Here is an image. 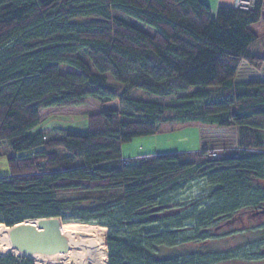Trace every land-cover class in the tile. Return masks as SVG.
<instances>
[{
	"label": "trees",
	"instance_id": "16d2710c",
	"mask_svg": "<svg viewBox=\"0 0 264 264\" xmlns=\"http://www.w3.org/2000/svg\"><path fill=\"white\" fill-rule=\"evenodd\" d=\"M263 2L213 16L204 0H0V158L2 146L11 154L0 224L50 217L105 227L107 264H210L160 249L184 242L183 222L198 231L245 209L264 215V81L237 79L243 61H263L250 51L264 38ZM133 90L156 99L132 98ZM86 98L119 101L130 115L103 110L85 131L52 138L36 130L41 110ZM166 98L174 104L158 101ZM165 122L232 127L237 147L215 157L121 158L124 144ZM195 179L208 186L210 204L157 219L156 209ZM0 264L32 262L7 256Z\"/></svg>",
	"mask_w": 264,
	"mask_h": 264
},
{
	"label": "rangeland",
	"instance_id": "374dc122",
	"mask_svg": "<svg viewBox=\"0 0 264 264\" xmlns=\"http://www.w3.org/2000/svg\"><path fill=\"white\" fill-rule=\"evenodd\" d=\"M261 14L264 16V7ZM246 64H249V67H254L253 64L243 61L238 71V80L254 78L252 74L245 73ZM110 83V85H113L112 82ZM130 96L145 101L156 99L140 90H133ZM158 101L162 104H174L173 99L170 98L158 99ZM103 110H118L123 114L130 115L119 101L103 105L92 98H86L84 104L80 106L41 110L39 115L40 124L36 130H41L46 138L59 136V129L85 131L88 121ZM236 141H238L237 134L232 127L224 129L204 126L199 123L176 124L165 122L159 126L157 134L136 138L124 144L121 147V158H124L123 160L127 163L154 154L183 153V155H194L202 151L215 157L221 155L223 151L235 150L237 147ZM1 150L3 156L0 158V178L9 175L10 171L7 163L8 158L11 156L5 146H2ZM209 192L208 186L203 181L195 179V181L186 184L180 191L174 193L168 206L156 209L155 217L159 220H166L177 215L182 217L185 213L187 215L193 211H199L210 204L207 196ZM251 214H253L252 209H245L237 214L233 222L228 223L220 220L206 229L202 228L198 231L193 230L192 221L183 222L182 228L177 233H179V239L185 238L183 239L184 242L175 249L161 248L160 256L163 257L172 252H177L182 255H200L207 258L210 264H264V215L253 217ZM60 222L63 223L61 220ZM75 224L81 225L82 223ZM85 225L96 228L97 232L93 237V244L99 247L98 252L101 254L100 260L97 259L95 254L89 257L86 256L88 257L87 264H107V247L104 243L108 229L99 225L82 224V226ZM103 254L105 256H102ZM7 256H11L17 261L31 260L32 264H57L62 260H36L13 253L0 255V258ZM64 264H75V262L68 261Z\"/></svg>",
	"mask_w": 264,
	"mask_h": 264
},
{
	"label": "water",
	"instance_id": "95a60500",
	"mask_svg": "<svg viewBox=\"0 0 264 264\" xmlns=\"http://www.w3.org/2000/svg\"><path fill=\"white\" fill-rule=\"evenodd\" d=\"M59 218H41L10 227L9 242L24 256L55 255L67 251L68 243L61 235Z\"/></svg>",
	"mask_w": 264,
	"mask_h": 264
},
{
	"label": "bare ground",
	"instance_id": "6f19581e",
	"mask_svg": "<svg viewBox=\"0 0 264 264\" xmlns=\"http://www.w3.org/2000/svg\"><path fill=\"white\" fill-rule=\"evenodd\" d=\"M9 231V227H5L3 224H0V255L13 253L19 256H23L20 251L14 249L11 246L8 238ZM60 231L61 235H63L67 240V251L57 253L55 255L40 256V254H34L28 257L36 260L48 259L50 261H53L55 259H62L60 262H57V264H64L68 261H73L75 262V264H87L88 257L93 256L94 254L97 255L98 260L101 259V254L98 252L99 247L93 244V237H95V234L97 232L95 227L86 225L82 226V224L80 225L75 223H61ZM102 256H105V254H103Z\"/></svg>",
	"mask_w": 264,
	"mask_h": 264
},
{
	"label": "crops",
	"instance_id": "0c3cea01",
	"mask_svg": "<svg viewBox=\"0 0 264 264\" xmlns=\"http://www.w3.org/2000/svg\"><path fill=\"white\" fill-rule=\"evenodd\" d=\"M207 2L210 7L211 14L214 16L217 12L218 7H231L233 8V0H204ZM264 7V2H263ZM263 12V10H262ZM261 17L264 16L261 14ZM250 51L252 55L263 58V62L260 63V66L257 68L249 67V64L245 66V73L252 74L254 78H243L244 80H263L264 81V38L257 40L250 47ZM240 70V68H239ZM239 73V72H238ZM237 73V75H238ZM242 79V80H243ZM124 159V158H123Z\"/></svg>",
	"mask_w": 264,
	"mask_h": 264
},
{
	"label": "built area",
	"instance_id": "2783aa9c",
	"mask_svg": "<svg viewBox=\"0 0 264 264\" xmlns=\"http://www.w3.org/2000/svg\"><path fill=\"white\" fill-rule=\"evenodd\" d=\"M232 5L234 9L250 12L254 9L255 0H234Z\"/></svg>",
	"mask_w": 264,
	"mask_h": 264
}]
</instances>
